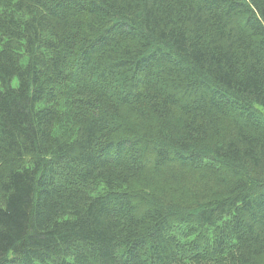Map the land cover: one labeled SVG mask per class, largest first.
Masks as SVG:
<instances>
[{
	"label": "trees",
	"instance_id": "trees-1",
	"mask_svg": "<svg viewBox=\"0 0 264 264\" xmlns=\"http://www.w3.org/2000/svg\"><path fill=\"white\" fill-rule=\"evenodd\" d=\"M0 264H264V0H0Z\"/></svg>",
	"mask_w": 264,
	"mask_h": 264
}]
</instances>
